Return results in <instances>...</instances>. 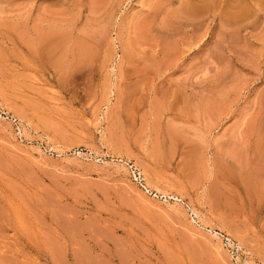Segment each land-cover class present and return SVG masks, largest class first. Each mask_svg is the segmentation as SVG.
Returning <instances> with one entry per match:
<instances>
[{
    "label": "rangeland",
    "instance_id": "rangeland-1",
    "mask_svg": "<svg viewBox=\"0 0 264 264\" xmlns=\"http://www.w3.org/2000/svg\"><path fill=\"white\" fill-rule=\"evenodd\" d=\"M0 264H264V0H0Z\"/></svg>",
    "mask_w": 264,
    "mask_h": 264
},
{
    "label": "bare ground",
    "instance_id": "bare-ground-1",
    "mask_svg": "<svg viewBox=\"0 0 264 264\" xmlns=\"http://www.w3.org/2000/svg\"><path fill=\"white\" fill-rule=\"evenodd\" d=\"M38 34V33H37ZM51 34V33H50ZM22 36V35H21ZM42 36V35H41ZM50 43V42H49ZM81 47V46H80ZM82 48V47H81ZM64 50V49H63ZM62 54V53H61ZM78 55V54H77ZM79 57V56H78ZM58 58V57H57ZM56 59V58H55ZM76 59V58H75ZM79 63V62H78ZM139 175H140V173H139ZM140 177H141V175H140ZM147 185V184H146ZM145 188L147 189V187L145 186ZM148 190V189H147ZM156 190V189H155ZM146 191V190H145ZM150 194V193H149ZM153 194V193H152ZM66 227V226H65ZM71 229V228H70ZM63 230V229H62Z\"/></svg>",
    "mask_w": 264,
    "mask_h": 264
}]
</instances>
